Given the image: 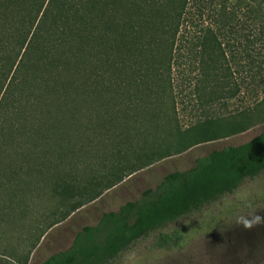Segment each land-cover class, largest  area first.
Segmentation results:
<instances>
[{
  "label": "trees",
  "instance_id": "obj_1",
  "mask_svg": "<svg viewBox=\"0 0 264 264\" xmlns=\"http://www.w3.org/2000/svg\"><path fill=\"white\" fill-rule=\"evenodd\" d=\"M206 1L0 0V264H27L52 225L130 174L264 122V95L229 109L264 70V0H225L212 23ZM262 171L264 130L164 174L40 264H106Z\"/></svg>",
  "mask_w": 264,
  "mask_h": 264
},
{
  "label": "rangeland",
  "instance_id": "obj_2",
  "mask_svg": "<svg viewBox=\"0 0 264 264\" xmlns=\"http://www.w3.org/2000/svg\"><path fill=\"white\" fill-rule=\"evenodd\" d=\"M227 3L225 0H207L203 18L214 22L217 13ZM229 3H232V8H237V0H229ZM241 12L238 10L239 18H242ZM252 13L260 15L259 9ZM263 95L264 70L254 79H248L229 109L237 111L252 107ZM182 116L181 122L188 124L187 111ZM262 130L264 122H259L243 132L199 143L130 174L95 200L52 225L33 249L27 264H40L51 253L68 248L83 225H94L102 212L116 210L124 201L139 197L142 190L159 183L164 174L186 169L196 157L212 149L243 143ZM58 216L52 215L43 225ZM256 217H260L259 222H256ZM245 220L253 221L252 226L245 227ZM177 229L181 238L176 246H157L156 240L161 234L173 233ZM106 264H264V171L253 178H244L233 192L204 203L200 209L136 240Z\"/></svg>",
  "mask_w": 264,
  "mask_h": 264
},
{
  "label": "clouds",
  "instance_id": "obj_3",
  "mask_svg": "<svg viewBox=\"0 0 264 264\" xmlns=\"http://www.w3.org/2000/svg\"><path fill=\"white\" fill-rule=\"evenodd\" d=\"M255 219H256V222H259L260 221V217H256ZM243 223H244V226L245 227H251L252 224H253V221L245 220V221H243Z\"/></svg>",
  "mask_w": 264,
  "mask_h": 264
}]
</instances>
